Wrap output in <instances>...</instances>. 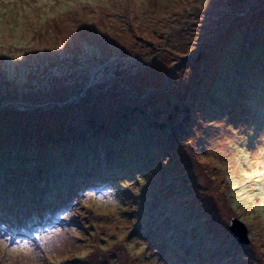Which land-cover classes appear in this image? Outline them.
<instances>
[{
  "label": "rangeland",
  "instance_id": "374dc122",
  "mask_svg": "<svg viewBox=\"0 0 264 264\" xmlns=\"http://www.w3.org/2000/svg\"><path fill=\"white\" fill-rule=\"evenodd\" d=\"M263 43L264 0H0V264H264Z\"/></svg>",
  "mask_w": 264,
  "mask_h": 264
},
{
  "label": "trees",
  "instance_id": "16d2710c",
  "mask_svg": "<svg viewBox=\"0 0 264 264\" xmlns=\"http://www.w3.org/2000/svg\"><path fill=\"white\" fill-rule=\"evenodd\" d=\"M263 45H264V43H263ZM259 46V45H258ZM264 48V47H263ZM254 59V56H252V60ZM250 61L249 63H252V68H253V72H254V69L255 70H261V69H263L264 68V61H263V63H261L259 60L257 61V59H254L253 61ZM50 63H52L53 64V62L52 61H50ZM4 162H6V163H9V160L7 159V158H5V157H3V158H1L0 157V179H1V176L4 174V173H8L9 172V166H6V164H4ZM3 164V165H2ZM20 167L21 166H19V169H20ZM18 167H14V169H12V171H16V169H17ZM113 172L114 170H109V169H106V172H105V182L106 183H108V181H110V180H113V179H111V174H109L110 172ZM30 173V172H29ZM24 175H25V173H24ZM130 175H135V174H129V175H127V177H129ZM80 180H78V181H76V182H79ZM100 182L101 181H99L98 182V180L97 181H95V183H98V184H100ZM115 182V181H114ZM105 183V184H106ZM71 187V186H70ZM69 187V188H70ZM73 187H75V186H73ZM73 187H71V188H73ZM70 188V189H71ZM62 189H58V192H60ZM9 212V204H8V202L6 203V202H4V201H2L1 199H0V219L1 220H3V216H6L7 218H9L8 216H7V213ZM40 225V226H43L44 224H41V223H39V221L38 222H36V224H34V226L35 225ZM26 232H27V230L26 229H23L22 230V233H19V235H25L26 234ZM139 235V234H138ZM237 262H240L239 260H237ZM242 264V263H241Z\"/></svg>",
  "mask_w": 264,
  "mask_h": 264
},
{
  "label": "water",
  "instance_id": "95a60500",
  "mask_svg": "<svg viewBox=\"0 0 264 264\" xmlns=\"http://www.w3.org/2000/svg\"><path fill=\"white\" fill-rule=\"evenodd\" d=\"M228 230L233 235V237L237 239L239 244L246 245L249 243L247 229L240 221L232 220Z\"/></svg>",
  "mask_w": 264,
  "mask_h": 264
},
{
  "label": "snow or ice",
  "instance_id": "6c2138e0",
  "mask_svg": "<svg viewBox=\"0 0 264 264\" xmlns=\"http://www.w3.org/2000/svg\"><path fill=\"white\" fill-rule=\"evenodd\" d=\"M24 247H27V245H25Z\"/></svg>",
  "mask_w": 264,
  "mask_h": 264
}]
</instances>
